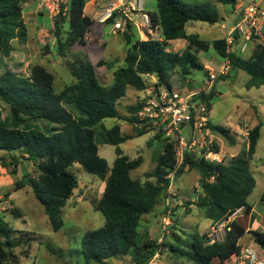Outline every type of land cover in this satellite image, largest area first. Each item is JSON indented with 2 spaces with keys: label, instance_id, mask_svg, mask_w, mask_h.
I'll return each instance as SVG.
<instances>
[{
  "label": "trees",
  "instance_id": "trees-1",
  "mask_svg": "<svg viewBox=\"0 0 264 264\" xmlns=\"http://www.w3.org/2000/svg\"><path fill=\"white\" fill-rule=\"evenodd\" d=\"M25 0H0V57L10 56L12 42L24 45L28 33L23 21L22 5ZM238 0H217L218 3L235 7ZM88 0H69L61 17L53 20V34L57 55L65 59L74 82L65 86L59 93L54 91V75L41 64L29 68V75L22 77L10 70L0 74V102L6 105L9 118L0 116V151L10 155L13 162L24 159L32 162L37 169V177L22 175L16 181L15 190L29 187L36 200L42 205L53 231L63 226L62 209L77 187L75 175L68 169L73 164L104 183V190L96 206L104 217L103 225L87 231L81 241V254L84 264H107V261L128 256L133 264H149L161 247L168 248L176 255L187 258L192 264H233L230 258L240 254V239L245 229L235 220L229 222L230 230L223 241L210 243L206 235L192 233L187 243L181 246L157 245L155 241L141 239L138 227L141 217L149 214L158 203L160 196L170 186L166 178L175 171L177 165L173 143L165 142L162 152L156 158V167L148 177L155 182H140L131 177V172L142 164L141 157L135 160L123 155L120 145L133 138L122 134L118 125L101 133L103 142L114 147L115 159L109 169L107 161L98 153L95 126L107 118L122 119L136 125L141 124L136 113L140 103L130 107V117L121 116L116 107L125 96L127 87L145 91V77L156 78L155 87L172 90L171 76L179 72L186 76L195 70H204L197 53L212 49L220 58L227 59L230 68L245 72L249 79L247 88L264 86V43H258L248 58L227 52L225 39L203 41L197 35H188L189 22H202L214 25L219 22V13L210 2L189 4L183 0H156L155 9L145 13L149 18V29L158 30L161 40L137 39L129 42L125 35L127 50L125 66L113 72L110 87L102 86L97 79L95 66L89 61H69L67 52L74 45L85 44V36L93 21L84 14ZM114 14L105 22H112ZM68 18L69 29L61 36L62 24ZM128 26L130 24L128 23ZM176 40L188 42L181 53L169 50L170 43ZM99 61L97 67L109 65ZM223 78L222 75L218 76ZM211 94L200 92L198 98L207 102ZM66 106H72L76 114ZM210 107V105H209ZM46 122L45 129L33 124ZM208 126L214 133L234 144L235 139L229 130ZM262 123L258 122L247 131V149L243 154L231 157L227 162H210L184 153L176 174L195 170L199 174L198 184L205 199L198 205L204 209L205 218L213 224L227 221L236 210L242 208L249 214L252 207L247 198L256 186L249 171ZM145 128V129H144ZM149 128V129H146ZM148 125L137 129L136 135L150 131ZM161 133H157L155 138ZM215 150V147H214ZM218 152L217 150H215ZM0 165L6 168L3 158ZM255 243L264 250V233L248 231ZM32 235L24 231H13L0 222V264H18L15 253L22 249L24 257L29 255ZM179 243V237L174 236ZM180 244V243H179ZM26 247L24 250L23 248Z\"/></svg>",
  "mask_w": 264,
  "mask_h": 264
},
{
  "label": "rangeland",
  "instance_id": "rangeland-1",
  "mask_svg": "<svg viewBox=\"0 0 264 264\" xmlns=\"http://www.w3.org/2000/svg\"><path fill=\"white\" fill-rule=\"evenodd\" d=\"M141 1L144 13L155 9L156 0ZM183 1L189 4L210 2L218 11L220 20L216 25L197 22L196 26H191L190 22L187 26V30L190 33L195 32L199 34L201 40L206 41L218 39L223 34H226L228 29L220 30V21L228 18L231 14L239 15L242 3L249 2V0H238L235 7H230L218 3L217 0ZM98 2L104 8L111 6L107 4L109 2L113 6H116V0H106L104 2L103 0H98ZM122 3L119 8L113 11V14L116 15L119 11L120 16L124 12L129 17L140 14L137 24H141L142 13H137L131 8L127 11L128 0H122ZM261 4L264 6V0ZM100 5L97 6L96 2L89 3L85 6L84 14L91 17L97 16L99 19L102 18L106 14V11L98 12V9L101 8ZM115 20L122 24L124 31L127 30L126 25L130 24L129 29L133 34L131 37V41L133 42L136 39V28L131 23L134 21H128L127 18L123 19V17L115 19L114 16L111 23L102 26L103 33L105 32L102 35L103 45L101 43L98 45L90 44L88 41L89 44L74 45L67 52V60L69 61L81 60L94 63L98 82L104 87H110L113 83V72L125 66L126 42L122 34L112 32V23ZM33 21L37 25L30 21L26 23L28 35L32 36L33 34L34 36L37 35L38 31H42L45 33V39L41 40L40 45L33 44L28 55L15 44V50L9 56L10 58L5 59L0 57V74L5 70H10L22 77H27L29 75V68L32 65L45 63L46 68L55 77L54 91L55 93H59L65 86L73 82V78L65 65V59L57 55L53 34V21H50L48 14L45 12L42 15H36ZM139 28L141 31L144 30L142 26H139ZM68 29V18H65L62 24L61 36L64 37ZM153 34L150 38L157 39L160 37L158 30H154ZM85 43H87V40H85ZM255 44L253 42L250 43L245 53H239L238 46H240V43L232 46L231 50L242 58H248L251 54V48ZM187 45L188 42L185 40H176L170 43L169 50L181 53L186 49ZM197 57L202 63H206L215 70V80L210 83L204 70H195L186 76H182L179 72H176L172 74L170 80L172 89L182 95L201 92L202 90H206L207 94L212 93L208 104L210 105L209 119L213 126L222 127L233 132V125L239 122L246 128L247 132L257 125L258 122L262 123L255 154L249 164V171L256 181V186L248 198L249 205L253 207L254 215L257 217L261 216L264 211V202L262 201V198L264 199V86L247 88L246 83L249 77L239 69H232L226 75H223V78H219V64L223 62V59L212 49L197 53ZM99 61H106L110 64L97 67L96 65ZM156 81L154 76L145 77L147 89L154 86ZM144 94V91H136L130 86L127 87L125 96L119 100L116 107L117 112L121 116L130 117L131 113L128 109L141 102L145 96ZM66 108L73 112V114H76L72 106H66ZM0 116L2 120L9 118L8 108L2 102H0ZM33 124L40 129H45L46 127V122L42 121H34ZM115 125L120 126L124 134L133 136V138L120 145L123 155L131 160H135L138 157L142 159V164L131 172V177L140 182L151 181L154 183L155 179L147 175H150L156 167V158L162 152L163 146L167 141L165 136L160 134L159 137L155 138V134L157 133L152 129L143 135L135 136V131L142 128L144 126L143 123L136 125L116 118L102 120L95 126L94 130L97 135L98 153L107 161L109 169L112 167L116 156L114 147L103 142L101 133H104V131L109 130ZM213 134L215 150L219 152L224 162H227L232 156L245 152L246 138L240 137L239 140H235L234 144H231L219 134L214 132ZM182 135L189 137L191 135L190 128L185 127ZM245 137H247V134ZM187 154L199 158L194 152ZM0 158H3L6 164V168L0 165V222L13 231L28 232L34 239L30 242L28 257H24L21 254L22 249L17 248L15 250V253L19 257L18 264H84L80 241L87 231L96 230L104 223L103 215L95 210L103 193L104 183L96 176L85 172L79 164L75 163L69 167L68 170L77 179V187L62 209L63 226L55 232L49 224L42 205L36 200L31 189L26 186L15 190V183L21 179L22 175L37 177L38 173L35 165L24 159H19L15 163L9 154L1 151ZM175 172L176 170L171 172L173 177L170 185L172 186V192H175L176 195L168 196L166 194L167 191L164 192L153 210L141 217L138 232L143 240L149 239L155 241L157 245H161L162 243L167 246L180 245L184 251H188V248L182 242L187 243L190 234L198 233L206 235L210 228L216 224H211V221L205 218L204 209L198 205L199 202H203L205 199L198 184V172L186 170L181 176H178ZM166 198L170 202H174H171L170 208L171 224L168 227L167 233H163L161 225L162 217L166 210ZM178 200L180 204H177ZM244 215L243 212V214L237 217L242 226L246 225V221L249 218ZM257 217L254 218L255 221L253 222L259 224L260 222ZM251 231L256 230L251 229ZM174 236L179 237L180 244ZM242 242L255 249L258 260H264V250L257 247L252 234L246 235ZM157 254L158 257H153L149 264H191L187 258L176 255L175 252H171L168 248L163 249L161 247V250ZM107 264L133 263L128 256H125L113 258L107 261ZM214 264H217V260H214Z\"/></svg>",
  "mask_w": 264,
  "mask_h": 264
},
{
  "label": "built area",
  "instance_id": "built-area-1",
  "mask_svg": "<svg viewBox=\"0 0 264 264\" xmlns=\"http://www.w3.org/2000/svg\"><path fill=\"white\" fill-rule=\"evenodd\" d=\"M69 0H40L39 8L45 10L50 21L56 17H61V9L66 11V6ZM263 0H249L247 3H242L238 19L232 24L228 36L225 38L227 52H232L231 48L238 45L239 53H245L250 43L264 42L263 26H264V6L261 4ZM122 0H116V6L111 5L106 9L108 19L113 11L122 5ZM135 10L137 13H142V20L149 25V18L143 12V4L141 0H128V9ZM130 17L128 21H132ZM106 21V20H105ZM104 21V22H105ZM114 30H121L122 24L116 21L113 24ZM255 44V45H256ZM230 70V63L224 59V63L220 67V73L226 74ZM208 78L210 83L215 80L216 75L209 72ZM204 94L206 90L201 91ZM200 92L182 95L175 90H168L165 87L152 86L148 88L145 97L140 103L137 119L144 125H148L156 133H161L165 136L167 142L173 143L174 152L176 154L177 165L184 157V153H196L199 158H204L210 162H221L222 158L219 153L214 150V134L209 123L210 107L208 102L203 98H198ZM185 127H189L191 135L184 137L182 131ZM172 173L166 178L172 182ZM165 214L162 217V232L167 233L168 227L171 224V202L168 198L165 199ZM233 212L227 219L220 224L211 227L206 233V238L210 243L223 241L226 233L230 230L229 222L238 211ZM159 251V250H158ZM157 251V253H158ZM154 257H157L158 254ZM234 264H264L256 257L255 252L245 251L234 259Z\"/></svg>",
  "mask_w": 264,
  "mask_h": 264
},
{
  "label": "crops",
  "instance_id": "crops-1",
  "mask_svg": "<svg viewBox=\"0 0 264 264\" xmlns=\"http://www.w3.org/2000/svg\"><path fill=\"white\" fill-rule=\"evenodd\" d=\"M39 1L40 0H25L24 1V3H23V5H22V9H23V11H22V13H23V21H24V24H25V26H26V23H27V21H30V22H32V23H34V18H35V16L36 15H42L43 14V12H45L46 14H47V12L45 11V10H41L40 8H39ZM104 1H106V0H103V2ZM96 2V4H97V6H99L100 5V2H98V0H88V2L86 3V5L85 6H87L89 3H95ZM106 3V2H105ZM108 5L110 4V2L109 3H107ZM101 6V5H100ZM85 9V8H84ZM106 9H108V8H104V7H102L101 6V8L100 9H98V12L99 11H106ZM129 9L127 8V11H128ZM120 12V11H119ZM117 13L116 15H115V19H119V18H121V17H123V19H126L127 18V20L128 19H130V17L124 12L123 13V15L122 16H120V13ZM88 17H90V19L93 21V24H92V26L89 28V30H88V32H87V34H86V36H85V40H87V43H85L86 45L87 44H89V42H90V44H100L101 43V45H103L104 44V41H103V38H102V35H104L105 34V32L103 33V25L104 24H107V23H111V22H104L105 20H106V18H107V13L102 17V18H100L99 19V17H97V16H95V17H91V16H88ZM238 17H239V15L238 14H236V15H229V17L228 18H226V19H224V20H221L220 21V30H226V29H228L227 30V32H226V34H223L222 35V37H220V38H218V39H221V38H226L227 36H228V34H229V32H230V30H231V26H232V24L238 19ZM131 18H133V23H131L135 28H136V39L135 40H137V39H140V40H147V39H153V38H150L151 36H153L154 34H153V32L149 29V27H148V25L147 24H145V22L142 20V23L141 24H137V22H138V19L140 18V14H136V15H131ZM117 20H115V22H116ZM114 22V23H115ZM114 23H112V32L113 33H116V32H119L120 34H122L123 35V37H124V39H125V42H126V47H127V41H126V38H125V35H128L129 37V42H131V43H133L132 41H131V37L133 36V34L130 32V29H129V26L128 25H126V27H127V30L126 31H124L123 29H121V30H114V28H113V24ZM190 23V22H189ZM189 23H187V25H186V33L188 34V35H197L198 36V38H199V34H197V33H195V32H192V33H190L187 29V26H188V24ZM197 22H191V26H196L195 24H196ZM35 24V23H34ZM217 24V23H216ZM216 24H214V25H216ZM35 25H37V24H35ZM139 26H142V28H144V30H140V28H139ZM37 27V26H36ZM26 29H27V26H26ZM123 31V32H122ZM147 32H150V33H147ZM27 33H28V30H27ZM44 32H42V31H38L37 32V35H34L33 36V34H32V36H29L28 35V39H27V42H26V44H24V45H19L16 41H14L15 43H13L12 42V47H13V50H15V44H16V46H18L22 51H24V52H26V55H28L29 53H30V50L32 49V47H33V44H36V45H40L41 44V40H43V39H45V36H44ZM200 39V38H199ZM155 40H161V38L159 37V38H157V39H155ZM201 40V39H200ZM216 40V39H215ZM89 41V42H88ZM203 41H206V40H203ZM211 41H213V40H211ZM206 42H209V41H206ZM255 46H253L252 48H251V52H252V50H253V48H254ZM126 50H127V48H125ZM12 50V52H14ZM126 50H125V53H126ZM11 52V54L10 55H12L13 53ZM58 57H60V56H58ZM8 58V57H7ZM7 58H5V59H7ZM10 58V57H9ZM48 58V57H47ZM61 58V57H60ZM200 61V60H199ZM47 62V61H46ZM91 63V62H90ZM200 63L204 66V69H205V72H206V74H207V77H208V74H209V72L211 71V72H213L214 73V71L215 70H213L211 67H209V65H207L206 63H202L201 61H200ZM224 63V60H223V62L221 63V64H219V72H218V74L219 75H226V74H221L220 73V67H221V65ZM92 65H94V63H91ZM42 66H44L45 68H46V65H45V63L44 64H41ZM47 69V68H46ZM68 69V68H67ZM48 70V69H47ZM49 71V70H48ZM229 71H231V68H230V70ZM68 72H69V70H68ZM69 74H70V72H69ZM71 75V74H70ZM73 78V77H72ZM75 80H74V78H73V82H74ZM72 82V83H73ZM70 85V84H69ZM147 90L148 89H146L144 92H145V94L144 95H146V92H147ZM141 92H143V91H141ZM145 97V96H144ZM209 123H210V119H209ZM210 124H212V123H210ZM120 127V126H119ZM233 127L234 128H232L234 131L233 132H231V130H229V132H230V135L231 136H233V138L235 139V140H239L240 139V137H243L244 139L246 138L245 137V135L247 134V132H246V128L244 127V126H242V124H240L239 122L237 123V124H235V125H233ZM120 131H121V133L122 134H124L123 133V130H122V128H120ZM135 132H137V130L135 131ZM156 135V134H155ZM132 136V135H131ZM247 140V139H246ZM120 147V146H119ZM121 149V148H120ZM246 149H247V144H246ZM98 151H99V148H98ZM245 152H246V150H245ZM219 153V152H218ZM220 155V154H219ZM236 156V155H235ZM232 157H234V156H232ZM231 158V157H230ZM103 188H104V184H103ZM104 190V189H103ZM166 194L168 195V196H175L176 194H175V192H172V186L170 185L169 186V188H168V190H167V192H166ZM250 196V195H249ZM262 196H263V194H262ZM262 196H261V198H262ZM249 198V197H248ZM248 198H247V202H248ZM262 201L264 202V199L262 198ZM171 202H174V201H171ZM177 204H180V201L178 200L177 201ZM249 204V203H248ZM252 207V206H251ZM241 214H243V209L242 210H240V211H238L237 212V214L233 217V218H231L230 220L231 221H233V220H235L238 224H240V222L238 221V216L239 215H241ZM244 216H247V217H249L248 219H247V221H246V225L245 226H242L241 224V226L245 229V231H246V233H245V235L240 239V241H239V244H240V247H241V253H245V251H251V252H255V249H252L250 246H248L247 244H245L244 242H242L243 241V239H244V237L246 236V235H249V234H251V233H248V231H251V229H254V230H256V231H258V232H261V233H264V211H263V213H262V215L261 216H255L254 215V213H253V207H252V209H251V212L249 213V214H245ZM255 217H257L258 218V220H259V224H257V223H254L253 221H255ZM211 221V220H210ZM211 224H212V221H211ZM217 225V224H216ZM244 246V247H243ZM246 247V248H245ZM250 247V248H249ZM257 247H259L258 245H257ZM259 249H261V248H259ZM158 257V256H157ZM231 260H233L234 259V257L233 258H230ZM214 260H217V259H214ZM259 261H261V262H263L264 263V260H259ZM192 264V263H191ZM217 264H218V261H217Z\"/></svg>",
  "mask_w": 264,
  "mask_h": 264
},
{
  "label": "bare ground",
  "instance_id": "bare-ground-1",
  "mask_svg": "<svg viewBox=\"0 0 264 264\" xmlns=\"http://www.w3.org/2000/svg\"><path fill=\"white\" fill-rule=\"evenodd\" d=\"M235 262H236V261H235ZM235 262H234V263H235ZM234 263H233V264H234Z\"/></svg>",
  "mask_w": 264,
  "mask_h": 264
}]
</instances>
